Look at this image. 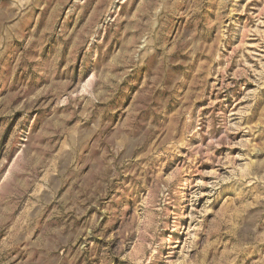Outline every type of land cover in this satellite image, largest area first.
<instances>
[{
    "label": "rangeland",
    "instance_id": "obj_1",
    "mask_svg": "<svg viewBox=\"0 0 264 264\" xmlns=\"http://www.w3.org/2000/svg\"><path fill=\"white\" fill-rule=\"evenodd\" d=\"M0 264H264V0H0Z\"/></svg>",
    "mask_w": 264,
    "mask_h": 264
}]
</instances>
